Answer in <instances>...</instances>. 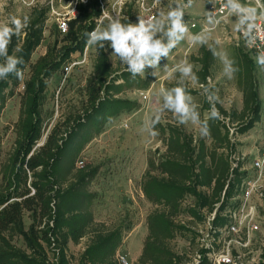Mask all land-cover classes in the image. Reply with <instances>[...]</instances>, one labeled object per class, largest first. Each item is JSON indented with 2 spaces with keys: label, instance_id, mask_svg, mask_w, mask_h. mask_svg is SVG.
<instances>
[{
  "label": "trees",
  "instance_id": "trees-1",
  "mask_svg": "<svg viewBox=\"0 0 264 264\" xmlns=\"http://www.w3.org/2000/svg\"><path fill=\"white\" fill-rule=\"evenodd\" d=\"M90 3L79 4L77 16L68 22L62 41L73 46L49 49L25 82L19 137L3 172L7 188L0 193V264H120L117 251L123 231L111 230L94 221L87 209L90 198L85 191L89 175L74 170L77 153L61 169L64 150L82 128L92 125L101 114L118 110L122 104L114 97L123 85L117 84L119 77L115 76L116 70L105 49H97L96 65L85 88L83 110L57 122L44 143L37 147L44 137L42 111L48 82L72 53L84 50V34L96 27L95 19L102 15L98 2L92 12ZM45 13L44 10L35 16L32 25H43ZM37 32L40 31L33 30L31 36L36 37ZM38 44L35 38L28 40L20 47L22 51L15 53L23 57L24 64L19 66L23 72ZM8 52L13 54L12 50ZM200 55L202 69L198 76L200 83H205L216 59L206 47L201 48ZM251 62L249 59L241 88L242 110L228 111L219 106L222 119L209 121V138L196 139L172 119H162L156 126L159 135L155 139L165 151L150 155L148 169L139 182L144 197L155 209L147 216L148 235L140 257L133 264H187L190 254L178 253L171 246L179 235L186 236L192 254L203 253L204 259L199 264H210L207 251L200 248L201 234L195 227L206 229L214 213L217 215L212 222L213 230L223 229L231 222L227 212L238 205L232 201L238 197L237 186L244 178L239 168H232L237 144L231 138V127H237L234 136L248 132L260 122L264 110ZM122 77L125 83L133 79L130 73ZM136 79L139 88H148L149 82ZM9 82L17 85L20 80L14 75L0 80V110ZM26 213L32 221L28 229L24 222ZM85 237L90 239L85 251L78 257L70 255L69 244L79 245ZM16 238L22 240L24 249L14 244ZM48 252H58V257L51 261L46 256ZM260 264H264V258Z\"/></svg>",
  "mask_w": 264,
  "mask_h": 264
},
{
  "label": "rangeland",
  "instance_id": "rangeland-1",
  "mask_svg": "<svg viewBox=\"0 0 264 264\" xmlns=\"http://www.w3.org/2000/svg\"><path fill=\"white\" fill-rule=\"evenodd\" d=\"M88 1L91 2L90 12L93 11L97 1L102 13L106 11L111 16L119 15L122 20L123 17H127L131 22H136L138 15L148 16L156 11L152 7L155 0H0V23H7L11 16L22 18L27 15L30 17L28 28L19 37L13 36L8 51L14 52V49L22 47L28 40L34 38L39 43L34 48L25 67L23 80H20L17 85L9 82V87L6 88L2 100V109L0 110V193L7 188L3 172L14 155L19 137L18 123L25 82L30 79L34 66L46 55L49 49L56 51L62 46H73L62 41L67 32H61L59 26L62 22L76 17L78 14L77 6L81 3L85 5ZM208 1L195 0L194 6L186 12L185 20L189 23L190 29L193 23L199 25L198 29H191L193 33L199 32L205 26L203 13L208 10ZM168 2L169 0H161V4L157 8L165 7ZM44 10L46 11L44 24L33 26V18L39 16V13ZM99 19H95L96 26ZM86 26H84L83 31ZM33 30L40 31L37 32L36 37L31 36ZM80 33L82 37V31ZM223 33L222 29L215 28L212 37L220 40L219 47L226 50L230 57L236 61L239 71L234 79L228 80L223 76L222 65L216 59L205 83H210L214 87L219 97L218 109L220 106L229 111L237 110L240 112L243 108L241 88L243 78L249 68V59L252 61L250 66L254 67L259 85L264 82V72L259 70L251 58L253 55L247 54L233 42L226 40ZM14 45L15 48H13ZM201 48L198 45L192 46L182 42L173 50L167 61H162V64L167 63L171 67L180 60L188 59L200 71L202 69L200 63ZM104 49L116 70L115 76L119 77L117 84L123 85L120 93L114 97V100H119L122 104L118 110L107 111L98 116V120L92 125L85 129L82 128L81 133L79 132L80 134L76 135L64 150L61 169L64 170L66 164L77 153L74 170L77 172L81 170L89 175V180L85 183V191L90 198L87 209L96 223L104 224L111 230L123 231V239L118 247L117 259L122 255L127 258L128 264H133L140 257L144 241L148 235L147 216L155 209L141 192L139 182L148 169L150 155H159L165 151L161 142L155 137H148L147 133H141L140 127L142 121L158 106L159 88L162 86L172 87L175 82L165 78L166 73L161 67L157 77L147 75V78H142L137 76L150 83L146 89L139 88L136 77L125 83L122 76L129 72L126 71L119 59L111 53V49L107 45ZM244 53L246 56L243 55ZM96 60L97 49L89 48L86 50L84 47V50L72 53L51 77L47 85L42 111L44 137L37 144V147L44 143L46 136L57 122L83 110L86 101L85 88L94 71ZM190 89L194 99L201 106L199 110L201 117H203L209 105L205 98L200 95L199 85L190 86ZM165 118L175 120L171 113H165L163 119ZM183 127L187 132L194 134L196 139H201L193 126ZM236 128V126L231 127V138L237 144L235 156L241 157L247 154L245 164L250 166L252 151L256 152L262 147L264 110L260 122L254 125L249 133L234 136L233 133ZM262 191H264V183ZM252 205L258 208L260 231L252 233L247 238L242 233L240 235H229L228 233L219 235L220 244L219 247L216 246L219 264L227 256L233 259L241 256L244 264H260L263 260L264 200L255 195ZM24 222L26 229H28L32 222L28 213L24 217ZM187 225L191 226L190 224ZM195 230L204 238V244L209 243L212 238L209 236V229L201 226L195 227ZM89 242V237H85L79 245L70 243L68 253L74 254L76 257L80 256ZM14 244L18 248H25L21 239L16 238ZM171 246L178 253L194 255L190 252L189 241L185 235L177 236L171 242ZM46 256L52 261L58 257V252H48Z\"/></svg>",
  "mask_w": 264,
  "mask_h": 264
},
{
  "label": "clouds",
  "instance_id": "clouds-1",
  "mask_svg": "<svg viewBox=\"0 0 264 264\" xmlns=\"http://www.w3.org/2000/svg\"><path fill=\"white\" fill-rule=\"evenodd\" d=\"M217 2V0H215ZM220 7L214 6L203 13L204 24L199 32L193 33L185 20L188 9L195 0H169L165 7H159L161 0H155L152 5L154 14L138 15L136 22L127 17L111 16L103 11L97 26L86 32V50L89 48L104 49L107 45L132 78L147 75L157 77L158 70L163 67L165 78L174 81L172 87H160L159 103L141 124L140 132L148 137L159 135L156 126L164 118L165 113H171L180 126H193L201 138H209L210 120L222 119L217 108L219 97L210 83H200L196 66L188 59L180 60L169 67L167 61L174 49L182 42L192 46L207 47L213 57L222 65V73L228 80L234 79L239 71L236 61L229 53L220 48V40L212 37L213 30L222 23H231L232 31L243 40V46L256 49L251 58L260 71L264 72V3L256 0H218ZM105 21H107L105 23ZM30 24V17L11 16L7 23H0V80H6L14 75L23 80L24 72L20 65L24 64L22 56L15 53L22 49L17 47L12 55L8 48L13 36L19 37ZM192 27H195L193 24ZM151 70V71H149ZM199 85L202 95L209 105L207 112L201 118L200 104L192 95L190 86Z\"/></svg>",
  "mask_w": 264,
  "mask_h": 264
},
{
  "label": "built area",
  "instance_id": "built-area-1",
  "mask_svg": "<svg viewBox=\"0 0 264 264\" xmlns=\"http://www.w3.org/2000/svg\"><path fill=\"white\" fill-rule=\"evenodd\" d=\"M256 0H252V3L255 4ZM263 3V0H261ZM219 8V2L215 0H209L207 4L208 10L212 7ZM68 21H64L60 24V31L66 33L68 31ZM264 24V21L261 22ZM195 27H192V25ZM191 29L197 28L199 25L193 23ZM216 28L223 30V34L229 42H233L237 47L243 49L247 54L255 55L256 49L251 50L246 49L243 46V40L238 38L237 33H232L231 23H222ZM246 155L241 157L234 158L233 169L239 168V171L244 174V178L239 184V195L234 198L233 201L238 202V205L235 206L232 210H228L227 214L229 215L231 222L223 229L213 230L212 222L215 219L216 213L212 214L206 225V228L209 229L211 240L209 243L204 244V238H200V248L206 250L207 260L210 264H219V258L216 255V246L219 247V235L228 233L229 235H240L241 233L247 238L252 233L260 231V225L258 222V208L255 205H252L253 198L255 195H258L261 199L264 200V136L262 138V147L258 150L257 154L253 156L250 166L245 164ZM216 208H219V204L216 205ZM203 253L197 252L193 256H190V261L187 264H199L203 261ZM118 261L120 264H128L127 258L125 256H119ZM244 264L241 256L237 258H231L229 256L224 257L220 264Z\"/></svg>",
  "mask_w": 264,
  "mask_h": 264
},
{
  "label": "crops",
  "instance_id": "crops-1",
  "mask_svg": "<svg viewBox=\"0 0 264 264\" xmlns=\"http://www.w3.org/2000/svg\"><path fill=\"white\" fill-rule=\"evenodd\" d=\"M199 27V26H198ZM231 29H232V24H231ZM232 33L234 34L235 32L234 31H232ZM251 56V55H250ZM252 57V56H251ZM260 97H261V100H262V103H263V105H264V82H263V84L261 83V85H260ZM226 109V108H225ZM227 110V109H226ZM242 110V109H241ZM240 110V111H241ZM229 111V110H228ZM252 130V129H251ZM250 132V130L248 131V133ZM251 151V150H250ZM257 152L258 151H256V152H254V151H252V154H253V156L254 155H256L257 154ZM249 153H251V152H249ZM244 155H247V154H244ZM253 156H252V158H253ZM140 187V186H139ZM140 190H141V188H140ZM141 192H142V190H141ZM143 193V192H142ZM144 195V194H143Z\"/></svg>",
  "mask_w": 264,
  "mask_h": 264
}]
</instances>
